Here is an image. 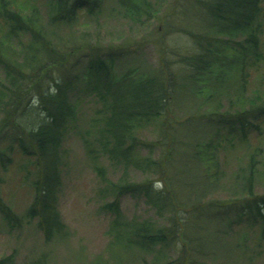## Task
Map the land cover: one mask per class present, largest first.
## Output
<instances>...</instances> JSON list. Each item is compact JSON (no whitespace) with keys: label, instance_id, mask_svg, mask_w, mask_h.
Segmentation results:
<instances>
[{"label":"trees","instance_id":"1","mask_svg":"<svg viewBox=\"0 0 264 264\" xmlns=\"http://www.w3.org/2000/svg\"><path fill=\"white\" fill-rule=\"evenodd\" d=\"M110 1L0 0V135H9L26 156L20 165L31 190L22 214H16L0 198V219L11 228L23 218L33 221L44 242L68 235L59 208L61 173L67 162V142L72 132H79L84 150L96 163L95 172L104 181L101 190L111 195L101 204L110 216L111 256L121 262L125 251L140 250L151 254L148 264H194L190 258L194 246L178 245L180 230L189 217L184 213L183 218L177 209L165 178L170 147L154 157L160 142L148 139L145 131L157 122L165 129L167 141L173 142L171 104L184 90L179 75L193 96L201 95L202 101L209 103L201 115L217 131L213 129V136L206 141L195 142L191 151L204 164V175L215 181L221 172L218 150L223 139L233 134L242 138L247 129L260 130L258 121L264 122V84L258 83L246 93L251 70L263 57L259 46L264 16L261 0H194L204 28L184 30L192 48L167 60L166 49L161 47L160 63L151 68L137 64L123 67L138 43L104 44L98 39L97 28L101 19L112 15L149 28L159 9L157 2ZM67 34L88 37L69 40ZM174 61L179 62L176 68L169 64ZM76 65L79 70L73 72ZM78 81L79 86L75 84ZM31 96L35 110L28 101ZM223 105L227 108L219 109ZM82 121L87 125L83 133ZM224 127L226 133L220 134ZM90 134L92 137L86 136ZM146 148L148 154L142 151ZM3 153L0 151V159H5ZM103 160L121 169L118 180L105 176ZM130 167L147 177L126 180ZM257 176L264 177V156L256 148L245 167L239 166L236 178L241 191L247 193L241 199L250 209L247 214H253L252 223L260 224L264 233V192H252ZM155 178L162 181L161 187H153ZM135 191L158 209L169 208V224L154 218H127L119 198ZM171 250L177 252L176 257L167 254ZM45 259L43 252L27 257L23 264H45ZM93 263L102 264L103 259L99 256ZM0 264H14V260L11 255H1Z\"/></svg>","mask_w":264,"mask_h":264},{"label":"rangeland","instance_id":"2","mask_svg":"<svg viewBox=\"0 0 264 264\" xmlns=\"http://www.w3.org/2000/svg\"><path fill=\"white\" fill-rule=\"evenodd\" d=\"M152 1L157 2L159 9L151 19L149 28L116 15L105 16L100 20L98 39L104 44L122 41L138 43V49L133 54L130 53L123 67L130 64L143 68L157 66L161 60V47L166 49L164 58L173 59L176 53L182 54L192 48L193 42L184 30L199 31L204 28L194 0ZM261 7L264 13V0H261ZM91 34L94 35V30ZM67 35L69 40L88 37V34H84L85 37L79 34ZM259 39L263 57L251 70L246 93L258 87V83L264 84V16ZM169 64L176 68L179 62ZM78 70L77 65L72 69L73 72ZM178 80L184 90H180L171 104L169 131L173 133V142L167 141L165 129L159 128L157 122L145 131L148 139H158L160 142L154 148V157L162 156L170 147L171 156L165 163V178L174 192L177 209H181L179 212L183 218L184 213L189 217L180 230L178 245L187 243L194 246L195 250H190V258L193 257L194 264H264V233L261 232L260 224L252 223L253 214H247L250 209L241 200L247 193L241 191L236 178L239 166L245 167L251 151L260 149L264 156V122L258 121L261 129L251 127L242 138L239 134H233L223 139L218 150L221 172L215 177V181L207 178L204 175V164L192 156L191 149L195 142L206 141L213 136V129L217 130L201 115L206 113L209 103L202 101L201 95L193 96L190 88L188 90L183 86L185 82L179 75ZM75 84L79 86L80 81ZM33 99L31 96L28 101L35 110L36 102ZM223 104H226L225 99ZM226 108L223 105L219 109ZM188 117L191 119L186 120ZM86 128L84 122L80 127L81 132ZM226 130L225 127L222 128L220 134H225ZM86 136L92 137L91 134ZM80 137L82 135L79 132H72L71 139L67 142V162L61 173L59 208L68 235L60 240L44 242L40 232L34 228L33 221L23 218L18 226L11 228L0 219V256L11 255L14 264H23L27 257L43 252L46 254L45 264H94L93 260L99 256L103 259L102 264H148L151 262V254L140 250L125 251L121 262L114 255L111 256V234L108 232L110 216L101 208V204L105 199L109 200L111 195L101 190L104 181L95 172V161L84 150ZM0 151H4L5 158L0 159V198L9 203L16 214H22L31 199V190L23 177L25 168L20 165L27 158L9 135H0ZM142 151L144 154L149 153L147 148ZM102 162L106 169L105 176L109 180L121 177L120 168L115 169L106 160ZM145 177L146 173L132 171V167L128 168L125 175L126 180L139 181ZM152 182L155 188L162 185L158 178ZM252 192H264V177L255 178ZM119 203L127 218H154L167 225L170 222L169 208L158 209L136 191L123 193ZM193 206L199 207V210L196 211ZM191 208L193 214L190 215L188 211ZM251 210L255 213L253 207ZM167 254L176 257L177 252L171 250ZM105 260L108 262L105 263Z\"/></svg>","mask_w":264,"mask_h":264}]
</instances>
